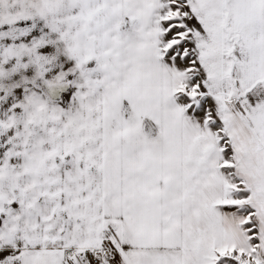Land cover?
Segmentation results:
<instances>
[{
	"label": "snow or ice",
	"instance_id": "snow-or-ice-1",
	"mask_svg": "<svg viewBox=\"0 0 264 264\" xmlns=\"http://www.w3.org/2000/svg\"><path fill=\"white\" fill-rule=\"evenodd\" d=\"M0 264H264V0H0Z\"/></svg>",
	"mask_w": 264,
	"mask_h": 264
}]
</instances>
